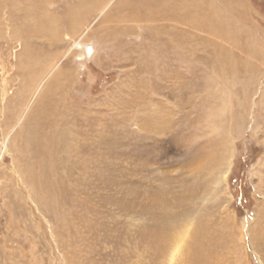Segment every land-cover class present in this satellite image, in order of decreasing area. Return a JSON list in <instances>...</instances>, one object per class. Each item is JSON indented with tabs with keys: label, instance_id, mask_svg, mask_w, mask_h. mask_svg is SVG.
<instances>
[{
	"label": "rangeland",
	"instance_id": "374dc122",
	"mask_svg": "<svg viewBox=\"0 0 264 264\" xmlns=\"http://www.w3.org/2000/svg\"><path fill=\"white\" fill-rule=\"evenodd\" d=\"M0 142V264H264V0H0Z\"/></svg>",
	"mask_w": 264,
	"mask_h": 264
},
{
	"label": "trees",
	"instance_id": "16d2710c",
	"mask_svg": "<svg viewBox=\"0 0 264 264\" xmlns=\"http://www.w3.org/2000/svg\"><path fill=\"white\" fill-rule=\"evenodd\" d=\"M236 179L232 180L231 179V182L235 183ZM242 189L240 186L236 189L235 191V199H236V205L241 207L243 206V192H242Z\"/></svg>",
	"mask_w": 264,
	"mask_h": 264
},
{
	"label": "water",
	"instance_id": "95a60500",
	"mask_svg": "<svg viewBox=\"0 0 264 264\" xmlns=\"http://www.w3.org/2000/svg\"><path fill=\"white\" fill-rule=\"evenodd\" d=\"M93 53V48L90 44H86L84 46V54L85 56L88 58L91 56V54Z\"/></svg>",
	"mask_w": 264,
	"mask_h": 264
},
{
	"label": "bare ground",
	"instance_id": "6f19581e",
	"mask_svg": "<svg viewBox=\"0 0 264 264\" xmlns=\"http://www.w3.org/2000/svg\"><path fill=\"white\" fill-rule=\"evenodd\" d=\"M159 3V2H158ZM156 6V5H155ZM159 7V6H158ZM150 9V8H149ZM148 9V10H149ZM157 10V9H156ZM155 10V11H156ZM77 11V10H76ZM152 11V10H151ZM89 12V11H88ZM147 12V11H146ZM146 14V13H145ZM148 17V16H147ZM0 150H1V152H6V150H7V147H6V145L3 143V142H0ZM230 163V162H229ZM228 171H229V167H228V170H226L225 171V173H224V177H225V175L228 173Z\"/></svg>",
	"mask_w": 264,
	"mask_h": 264
}]
</instances>
